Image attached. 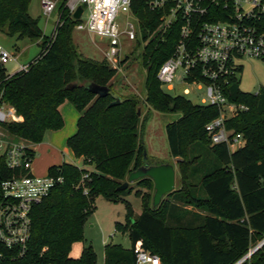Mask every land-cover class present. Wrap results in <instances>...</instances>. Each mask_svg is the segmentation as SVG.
<instances>
[{
    "label": "trees",
    "instance_id": "1",
    "mask_svg": "<svg viewBox=\"0 0 264 264\" xmlns=\"http://www.w3.org/2000/svg\"><path fill=\"white\" fill-rule=\"evenodd\" d=\"M148 1L130 0V11L139 25L133 42L142 47L139 58L145 69L144 101L154 110L180 113L165 125L169 153L177 160L180 187L166 193L155 207L147 194L130 184L117 189L131 170L143 164L145 151L142 131L146 119L140 122L137 114L140 97L117 96L119 102L109 106L117 98L112 90L117 69L128 55L116 66L105 58L82 56L72 40L78 20L70 17L65 0L58 1L57 20L50 36L42 33L38 19L28 13L30 0H0L1 31L17 39H41V52L27 71L7 75L0 66V98L21 116L20 121L1 123L3 132L13 139L39 143L47 130L62 126L58 106L68 100L79 116L66 145L82 159L81 166L62 162L48 168L47 174L61 176L62 181L31 208L25 256L1 264H95L96 254L90 244H83L78 257L70 256L72 244L84 241L83 223L94 210L95 198L100 195L112 202L124 201L133 190L141 198V213L134 218L131 206L125 202L124 221L115 222L118 231L128 232L131 247L106 243L103 264H137L135 246L156 254L161 264H235L252 245L264 239V87L255 93L244 92L237 77L224 87L229 101L247 106L224 122L244 142L233 150L225 142L211 143L204 127L219 115L218 107L194 104L184 95L166 93L157 78L160 65L174 48L178 26L174 23L164 32L159 20L164 8L151 9ZM258 25L264 31V16ZM241 69L240 65L238 72ZM73 83L75 86L66 87ZM88 83L108 86L109 93L97 96L86 88ZM194 144L208 148L213 159L199 181L202 195L188 181L201 159V155L189 154ZM19 173L24 171L9 168L0 156V182ZM151 181L148 177L136 180L148 186ZM177 192L185 205L198 210L192 213L200 217L195 225L191 221L181 223L188 211L175 214L179 209L170 198ZM171 218L178 223L168 224ZM239 264H264V243Z\"/></svg>",
    "mask_w": 264,
    "mask_h": 264
},
{
    "label": "built area",
    "instance_id": "2",
    "mask_svg": "<svg viewBox=\"0 0 264 264\" xmlns=\"http://www.w3.org/2000/svg\"><path fill=\"white\" fill-rule=\"evenodd\" d=\"M58 1L42 0L43 11L51 13ZM64 6L72 19L77 7H82L75 27L105 36L108 44L105 59L114 66L121 57V39L134 41L138 34V20L130 11V0H65ZM148 6L164 8L159 18L164 32L174 23L178 26L174 48L157 71L161 85L172 88L173 82L178 81L193 86L196 91L204 88L200 104L219 109V115L204 127L211 143L230 145L242 141V136L233 134L224 122L247 106L229 101L224 87L237 77L241 57L264 60V31L258 25L264 16V0H149ZM85 9L86 21L82 23L80 18ZM122 13L127 15L120 25L118 17ZM11 59L17 56L0 46V66ZM29 64H19L15 72L27 71ZM183 93L189 94L190 90L184 88ZM20 120L15 108L0 98V156L9 168L24 171L0 182V264L5 260L19 261L25 256L31 208L62 181L61 176L34 174L31 171L33 143L13 139L3 132L1 123ZM133 251L137 264H161L156 254L143 247L135 246Z\"/></svg>",
    "mask_w": 264,
    "mask_h": 264
},
{
    "label": "rangeland",
    "instance_id": "3",
    "mask_svg": "<svg viewBox=\"0 0 264 264\" xmlns=\"http://www.w3.org/2000/svg\"><path fill=\"white\" fill-rule=\"evenodd\" d=\"M28 13L33 17L38 19V25L42 30V33L46 36H50L53 32L56 20L57 12L54 9L51 13H45L42 8V0H30L28 6ZM127 14L122 13L118 17L119 24L124 23V18ZM87 16V10L85 9L83 15L80 18V22L85 23ZM72 40L77 49V51L84 57L93 58L96 60L105 58V51L108 48L107 39L105 36L90 32L87 29L73 28ZM41 39L23 37L17 39L15 36H9L5 32L0 30V46L7 51L13 53L17 56V59L9 60L4 63L2 67L7 75H11L15 72L16 67L22 63H30L33 61L41 52ZM134 42L127 40L126 38L121 39V57L123 59L125 55H128V60L118 67L117 73L113 80V93L117 97L137 95L142 100L140 103V122L142 119H146L143 124L142 131V141L145 148V153L147 160L150 164L155 163H171L175 169V186L174 189L180 187V173L177 166V160L173 158L169 153L165 125L180 116V113L175 112H160L154 110L144 101V78L145 69L141 65V60L139 58V53L142 47L134 46ZM238 63L242 66V69L237 74L239 80V88L248 93H255L259 87H264V60L243 56L238 60ZM117 64V63H116ZM115 64V66H116ZM114 66L113 64H111ZM126 67V69H125ZM188 88L190 90L189 94H184L183 89ZM162 89L171 95H184L194 104H200L201 94H204V88L200 91H196L193 86L185 84L183 82L174 81L172 88L168 86H162ZM199 92V94H198ZM41 142L42 146L36 151L34 158L32 159V169L36 175L47 174V169L56 165L57 152L55 149L47 151V146L49 141L47 137L43 136ZM242 141H238L234 144H230L231 150L237 148L243 144ZM199 147V148H198ZM208 148L204 146H199V144H194L190 148V156L201 155V159L198 163L194 165V171L189 174V183L195 185L198 195H202V189L199 186V181L202 178L203 173L208 172L210 164L212 163V154L207 150ZM67 150V149H66ZM69 151L64 155L62 159L60 156V161L66 162H76L75 159L72 160L69 156ZM127 176L125 177L126 180ZM151 185L147 182L138 184L135 181L131 182L130 185L134 189L141 190L142 193L149 196L150 204L152 202V196L154 193L153 182ZM181 193L177 192L171 196L170 201L176 205L177 214H182L183 210L188 211L182 216L181 223L190 222L195 225L200 221V217L197 218L196 215H192L194 212H198L197 209L190 205H185L182 201ZM124 201L120 200L117 202H112L106 200L102 196H97L94 200V210L85 219L82 227L83 242L78 241L73 243L71 246V254H79L81 243L82 245L90 244L96 254L95 264H103V250L106 243H118L124 248H130L131 243L128 236V232L118 231L115 228V222H123L124 215L126 212L127 202L132 209V216L137 217L142 210L141 198L135 191H131L129 194L124 196ZM199 213H205L204 211H199ZM168 224L175 225L178 223L174 218L168 219ZM253 248V245L250 249Z\"/></svg>",
    "mask_w": 264,
    "mask_h": 264
},
{
    "label": "water",
    "instance_id": "4",
    "mask_svg": "<svg viewBox=\"0 0 264 264\" xmlns=\"http://www.w3.org/2000/svg\"><path fill=\"white\" fill-rule=\"evenodd\" d=\"M82 13V7L78 6L77 9L73 13V17L75 19L80 17ZM75 86V84H69L66 87L70 88ZM86 88L97 96H106L109 93V87L103 85H97L95 83H88ZM119 98L117 97L114 101L109 103V106L117 104L119 102ZM137 114H140V107H137ZM143 164L139 167L131 170L125 181H123L118 187V190H123L128 187V185L140 178L148 177L153 181L154 193L152 196V207L157 206L162 197L172 191L175 186V169L173 164L171 163H159V164H149L147 162V156L145 151L143 152ZM264 243V239L260 241L255 247L249 250V252L237 261L235 264H239L243 259L248 257L252 252H254L260 245Z\"/></svg>",
    "mask_w": 264,
    "mask_h": 264
},
{
    "label": "crops",
    "instance_id": "5",
    "mask_svg": "<svg viewBox=\"0 0 264 264\" xmlns=\"http://www.w3.org/2000/svg\"><path fill=\"white\" fill-rule=\"evenodd\" d=\"M101 60V59H99ZM22 64H27V63H22ZM58 111L60 113V116L62 118L63 124L60 128L55 129V130H47L44 133V137H47V140L49 141L48 146H47V151H51L52 149H55L57 152L56 155V159H57V163L56 165H60L62 162H66V161H60V156L63 159L64 155L67 154V150L69 151V156L72 160L75 159L76 162H68V163H73L76 164L78 166L82 165V159L81 158H76L72 151L67 147L66 145V139L72 135L75 130H76V122L79 116V112L76 110V108L73 106V104L68 101V100H64L59 106H58ZM43 143L39 142V143H33L32 144V148L34 151V156L36 154L37 149L39 148V146H42ZM67 149V150H66ZM235 149V148H234ZM34 158V157H33ZM31 171H33L32 166H31ZM48 172V169H47ZM35 173V172H34ZM75 243V242H74ZM73 245V244H72ZM82 243H81V248H80V252L82 249ZM79 252V254H80ZM79 254H71L70 252V256L72 257H78Z\"/></svg>",
    "mask_w": 264,
    "mask_h": 264
}]
</instances>
